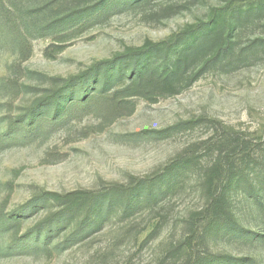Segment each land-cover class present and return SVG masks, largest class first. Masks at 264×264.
I'll use <instances>...</instances> for the list:
<instances>
[{
    "label": "rangeland",
    "instance_id": "374dc122",
    "mask_svg": "<svg viewBox=\"0 0 264 264\" xmlns=\"http://www.w3.org/2000/svg\"><path fill=\"white\" fill-rule=\"evenodd\" d=\"M263 42L264 0H0V264H264V239L192 226L218 140L264 155V53L247 61ZM216 45L245 52L219 62ZM137 53L153 75L178 70L179 85L132 82ZM78 78L73 96L35 111ZM185 159L182 186L150 206L105 203L103 222L96 204L81 209ZM237 201L238 236L264 238V208Z\"/></svg>",
    "mask_w": 264,
    "mask_h": 264
},
{
    "label": "trees",
    "instance_id": "16d2710c",
    "mask_svg": "<svg viewBox=\"0 0 264 264\" xmlns=\"http://www.w3.org/2000/svg\"><path fill=\"white\" fill-rule=\"evenodd\" d=\"M257 11L260 10L258 9ZM212 49L217 59L222 58L218 60L219 62H223L224 58L228 59L235 56H238L235 59H239L245 52V50H235L236 48H233V56H225L224 49H226L225 51H229L231 47L216 45ZM248 52L250 56L247 61L254 60L264 53V42L252 46L251 49H248ZM132 56L131 63L134 65L133 69H131L130 73H128L129 70H124V73H128V77L132 82L139 84L140 82L152 81V79L158 78L160 83L163 79L172 81L173 88L179 85L177 81L172 79V77L180 74L178 70L175 72L172 70L170 73L162 76L153 75V64L150 62V58L141 60L140 53L132 54ZM228 62L230 63V60ZM178 65H180V61L173 63L172 68H177ZM120 72L122 73L123 71L119 70L118 74ZM120 77L122 76H118V78ZM71 81L65 82L62 87L41 100L38 106L34 108L35 111L43 107L56 106L59 104V100L65 96H73L74 87L77 85L83 87L85 80L78 78V80ZM174 129L176 128H170L169 131ZM169 131L167 130V132ZM216 149L219 152L218 158L203 173L205 177L204 194L207 199V205L195 217L192 226L195 225L196 230L204 227L206 232L213 236H218L221 239L230 238L235 242L247 238L250 241L251 239L263 241L264 238L261 235L252 238L249 236L245 237L244 235L238 236L241 233V228H239L236 220L238 212L234 208L235 205H238L237 198L240 194L244 196V201H252L253 207H256V209L264 208V155L261 153L257 154L256 146L252 142L244 141L240 138H221L216 142ZM193 165V159L181 160L170 167L169 171L163 176L157 177L154 181L140 184L134 193L132 191L118 192L113 190V192H108L104 196H95L93 193L87 194L81 209L88 208L90 210L96 204L97 208L94 214L99 216L100 222H103L104 218L101 216L99 209L104 207L105 203L111 210L117 209L116 207L119 206L120 209L124 210L125 215L135 213L140 207L145 205L150 206L151 203L159 201L163 195L173 193L181 187L185 177L191 171L189 169ZM28 211L30 210L27 205L18 213H27ZM260 214L264 218V212L260 211ZM55 221L56 219L52 220V222ZM196 233L197 231H194L192 235H197ZM192 235L187 240L188 244L191 243L193 238H196V236L192 237ZM212 261H205L202 264H227V261H224L222 258L214 260V262Z\"/></svg>",
    "mask_w": 264,
    "mask_h": 264
}]
</instances>
